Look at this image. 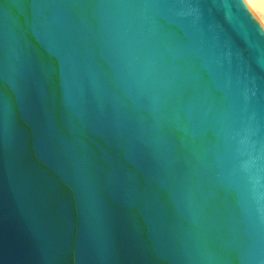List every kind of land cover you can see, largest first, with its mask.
<instances>
[{"label":"water","instance_id":"1","mask_svg":"<svg viewBox=\"0 0 264 264\" xmlns=\"http://www.w3.org/2000/svg\"><path fill=\"white\" fill-rule=\"evenodd\" d=\"M0 264H264L244 0H0Z\"/></svg>","mask_w":264,"mask_h":264},{"label":"rangeland","instance_id":"2","mask_svg":"<svg viewBox=\"0 0 264 264\" xmlns=\"http://www.w3.org/2000/svg\"><path fill=\"white\" fill-rule=\"evenodd\" d=\"M252 14L264 29V0H244Z\"/></svg>","mask_w":264,"mask_h":264},{"label":"bare ground","instance_id":"3","mask_svg":"<svg viewBox=\"0 0 264 264\" xmlns=\"http://www.w3.org/2000/svg\"><path fill=\"white\" fill-rule=\"evenodd\" d=\"M263 28V27H262Z\"/></svg>","mask_w":264,"mask_h":264}]
</instances>
